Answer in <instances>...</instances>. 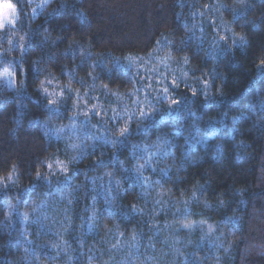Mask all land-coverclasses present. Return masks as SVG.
Segmentation results:
<instances>
[{"label":"trees","instance_id":"obj_1","mask_svg":"<svg viewBox=\"0 0 264 264\" xmlns=\"http://www.w3.org/2000/svg\"><path fill=\"white\" fill-rule=\"evenodd\" d=\"M10 2L0 264H264V0H50L35 16ZM153 53L179 86L140 108L130 61ZM81 110L86 144L72 149L49 130Z\"/></svg>","mask_w":264,"mask_h":264},{"label":"rangeland","instance_id":"obj_2","mask_svg":"<svg viewBox=\"0 0 264 264\" xmlns=\"http://www.w3.org/2000/svg\"><path fill=\"white\" fill-rule=\"evenodd\" d=\"M30 4L31 9H33V16L38 14L43 8L46 3H48L50 0H27ZM12 5V8L15 9V14L13 15L11 9L5 8V5ZM0 19L4 20V26L0 27V31L3 29H11L14 27L15 23L18 19V13L15 5L10 2V0H0ZM11 20L12 23H8V21ZM221 36H225V33H221ZM130 63L133 65V68L135 71L140 75L138 80L140 81L139 86L140 90L139 95L137 94V90L134 92V102L133 105L135 106L137 103H139V99H142V105L140 108L144 107L145 103H148L151 101V98L153 96H156L157 98H163L164 100L168 98V94L164 91L165 86L167 84L173 85V81L176 79V72L177 69L174 64H172L171 60H168V57L162 54L153 53V55L146 56L145 58H141L139 60H132ZM52 87V85L50 86ZM51 100L54 102L56 98H59V92H55L51 90L50 92ZM119 101L124 106H127V103H123V99L119 97ZM127 102V101H126ZM98 109V110H93ZM91 111H98V114L101 115V101L97 100L96 103H92ZM86 113L88 111L81 110L79 111V114H76L78 116H75L72 118L71 122L64 125V126H57L54 128H50V134L58 139H61L65 141L66 143H69L71 148L74 149L75 145L79 144L81 141L83 144H86L85 141V135L86 132L84 131V127L86 123L84 119H80V115L86 116ZM97 114V115H98ZM100 119V118H99ZM97 128V129H96ZM93 133H90L92 135L91 138H88L90 142L94 141L97 138L101 137V134L99 133V128L96 126L94 128ZM67 161L64 160H56L52 164L48 165V171L51 174H54L56 172H64L66 171L67 167ZM61 191L56 190L53 194L57 196V199L64 198L61 195ZM51 197V196H50ZM48 197V198H50ZM50 200V199H49ZM48 199H44L42 202V207L44 208V214L47 216L49 213L47 212L48 209ZM54 200V199H52ZM10 211V210H9ZM37 212V209L34 210V213ZM33 210L31 211V214H28L25 218V221H28L30 217H32ZM50 216V215H49ZM40 217V216H39ZM39 219L38 217L35 219ZM42 219V218H41Z\"/></svg>","mask_w":264,"mask_h":264},{"label":"snow or ice","instance_id":"obj_3","mask_svg":"<svg viewBox=\"0 0 264 264\" xmlns=\"http://www.w3.org/2000/svg\"><path fill=\"white\" fill-rule=\"evenodd\" d=\"M240 3H241L242 5H245V0H240ZM245 6H246V5H245ZM5 8H7V9H11L13 15L15 14V9L12 8V5H10V4L5 5ZM233 11H235V9H233ZM84 18L86 19V17H84ZM8 23H12V21L9 20ZM3 26H4V20L0 19V27H3ZM234 35H236V34H234ZM220 40L227 42V38H226L225 36H220ZM157 43H160V41H157ZM232 45H233V46H237V47H239L240 49H243V48H245V47L247 46V39H246V37H244L243 35H239L236 39H233V41H232ZM70 47H71V45H70ZM224 51H225V53H226V52H227V49H224ZM185 60H187L186 57H185ZM257 67H264V59H261L260 63L257 65ZM173 86H174V87H178V86H179L178 84H176L175 80L173 81ZM105 87H107V85H105ZM45 91H46V90H45ZM164 91L167 92V91H168L167 88H165ZM193 95H196V93L193 92ZM221 95H223V93H221ZM49 103L51 104L52 101H49ZM171 103H172V104H179L180 101H178V100H174V99H173V100L171 101ZM144 114H145L144 112H141V115H144ZM148 115L150 116L151 113H148ZM241 115H242V114H241ZM235 119H236V118L233 117V120H234V121H235ZM127 131H128V129H127V128H124V129L121 130V134H124V133H126ZM13 168H15V165H13ZM36 178H37V179H44L45 177L42 175L41 172L37 171V172H36ZM221 203H223V201H221ZM201 223H203V222H201ZM185 226L188 227L189 225H185Z\"/></svg>","mask_w":264,"mask_h":264}]
</instances>
